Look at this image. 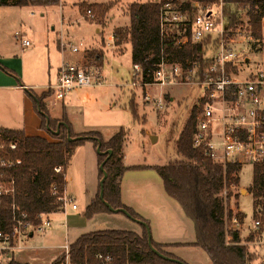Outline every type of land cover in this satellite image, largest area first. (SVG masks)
Returning a JSON list of instances; mask_svg holds the SVG:
<instances>
[{"label":"trees","instance_id":"trees-1","mask_svg":"<svg viewBox=\"0 0 264 264\" xmlns=\"http://www.w3.org/2000/svg\"><path fill=\"white\" fill-rule=\"evenodd\" d=\"M220 0H186L178 4L183 12H188L193 17V5L207 6L216 4ZM224 4L226 27H237L241 14L246 12L250 24L252 36L259 41L262 38L264 21V0H221ZM114 1L106 4H94L80 6L81 13H94L103 25V20L112 9ZM161 2L133 3L129 6L130 27L127 30L118 28L113 32L114 44L121 47L125 43L131 46L132 65H138L142 71V83L153 84V73L160 61L165 59L169 63L180 64L184 71L199 66L200 76L211 65V54L215 50L217 40L209 37L197 44H188L179 48L173 45L172 37L163 43L160 38V8ZM60 0H0V7H31L49 8L58 6ZM242 12V13H241ZM189 32V28H187ZM96 63L102 62L100 53L92 52L87 55ZM49 94L35 97L34 109L41 118V128L46 130L47 118L51 131L47 133L53 139L49 141L43 137L27 136L24 131L0 129V157L16 161L11 169H0L6 181H14V197L5 195L0 198V230L9 232L12 229V210L14 203L21 211L28 214L34 225L40 220L39 216L60 212L61 204L58 196L52 194V188L56 187L60 195L66 187V179L62 174L55 172L57 167L64 171L69 166L73 154L78 146L90 141L105 155H98L100 165L109 156L104 168L108 175L104 184V199L114 209H126L133 218L147 223L140 215L122 204L121 184L123 174L130 168L125 167L122 158V148L127 135L121 130L108 142H105L99 133L91 132L85 135H73L70 125L64 116L62 121L52 120L44 100ZM134 119L136 112L131 107ZM200 107H194L189 119L178 136L176 142L177 153L185 160L169 163L165 166L148 167L154 169L160 177L166 194L176 201L185 216L192 221L195 230V242L184 245L202 249L208 256L211 264H252L253 256L247 252L241 244L239 232L234 228V219L239 215H233L228 207V201L232 198L229 189L237 187L240 183L239 173L241 166L228 164L225 167L214 164L201 150L193 147V137L197 128ZM61 126L59 135H55L59 123ZM69 131V132H68ZM71 138L88 137L87 139L69 142ZM10 142L17 143V148L11 151L8 148ZM4 146V149H1ZM140 169L142 167H131ZM103 173L99 171V180ZM227 190L226 202L220 196ZM254 199V211L260 210L264 221V164L254 168V179L249 192ZM112 214L99 198V192L92 203L87 207L84 216L92 219L98 214ZM148 224V223H147ZM142 235L131 231L105 230L82 235L69 247L68 256L72 264H101L97 255H111L114 264H176L157 257L150 249L148 235L142 226ZM231 238V241H227ZM251 240V239H249ZM153 247L163 255L173 257L165 249L169 245H162L152 240ZM66 256L58 258L53 264H62ZM5 264H24L15 261L10 255Z\"/></svg>","mask_w":264,"mask_h":264},{"label":"rangeland","instance_id":"rangeland-1","mask_svg":"<svg viewBox=\"0 0 264 264\" xmlns=\"http://www.w3.org/2000/svg\"><path fill=\"white\" fill-rule=\"evenodd\" d=\"M79 1L61 0V4L59 3L58 6L45 9L15 7L17 10L14 11H17L20 17L17 22L8 27L5 26L3 19L6 15L5 11L9 10L0 7V32L3 34L6 44L10 48L18 47L14 38L16 31L22 34L26 30L27 34L32 35L27 30L31 26L38 35H40V32L42 33L40 39L42 41L45 40V44H40L37 50L38 54L35 58L37 68L32 64L31 59L27 58L25 60L27 77H31L25 81L27 83L35 79L45 81L44 69L46 66L49 67L48 64L50 62L44 55V48L42 46L47 43L52 46L58 37L77 46L83 45L80 47V52L76 54L82 56V61L79 63L94 66L100 70L101 63H96L93 59L88 58L87 55L92 52L104 55L108 51V60L104 63V68L101 70L103 78L101 85L86 89L85 91L81 90L79 94H82V96L88 95V98L83 97L84 101L73 102L72 105L65 104L64 106L68 109L66 113L70 114L71 121L77 129H83V131L79 130L78 133L98 132L103 135V140H106V138H113V135L118 134L121 130L125 131L127 137L124 143V153L126 155L124 165L130 168L122 177L121 186L125 199L127 201L129 199L138 200L137 203L146 209L151 208L156 210L163 206L166 214H168L166 211L168 208L165 206L161 196L164 199L170 198L166 195L157 172L148 167L165 166L169 163L185 160L178 155L176 142L189 119L192 109L200 107L204 91L197 85L187 83L184 75L182 79L176 77L174 81L165 86L155 85L154 83L145 86L142 83V77L133 78V65L131 62V52L128 51V43H125L120 50L114 49L112 31L119 27L124 30L129 29L130 17L128 8L133 3L177 1L181 4L186 0H85L97 3L114 1L112 9L103 20L104 26L99 25L100 20L96 16H93L94 13L91 16H89L88 12L81 13L80 6L82 4L78 5ZM221 3L222 1L220 0L216 4H210L205 7L201 4H192L194 7L193 14L196 15L200 11H206L208 8H212L218 12L222 11V16L220 17L223 18L226 25L225 6L223 4L221 8ZM30 11L34 13V16H29ZM241 15L237 27L230 29L227 27L228 37L235 40L233 46L242 55L251 60L250 68L257 70L259 66H264V21L262 28L263 36L257 41L251 34L252 31L246 12H243ZM98 29L104 30V33H100L105 38L102 50L94 49L95 45H98L101 41V36L97 33ZM29 41L32 43L31 40ZM103 48H106V51ZM67 50L69 53L70 49ZM113 55L117 56L113 57ZM34 67L37 71H34ZM55 68V64H53L51 69L54 70ZM48 70L50 71V68ZM167 72H172L170 64L167 67ZM3 73L6 74L5 71ZM56 73L55 70L54 73L52 72V82L54 84ZM193 73H195V69L192 70ZM41 84L39 81L38 85ZM42 91L44 90L41 88L36 89L30 92V96L34 98L35 93L37 97H40L38 95ZM13 98L21 103L20 96L9 93V91H4L2 95L3 102H0V119L6 122L7 117L11 116L8 103L11 104V101L14 100ZM47 99H49L47 103L55 105L54 112L58 111L57 114H60L63 111L62 102L55 101L51 95ZM66 99L63 103L66 102ZM159 99L163 101L162 109H159L155 102ZM130 106L134 108L137 119H134ZM37 116L41 120L38 114ZM11 117H14V115ZM7 123L10 126H16L11 125L12 123ZM38 131L48 138L49 141H53L47 133V128L46 130L40 128ZM84 144L91 146L92 142L87 141ZM70 165H72L71 169L74 172V182L70 183L68 189L78 195L76 200L78 210L74 211L68 207L66 209V216L60 211L51 214L48 218H44V220L50 221L51 227L42 232H34V237L29 239L26 244L28 250L19 252L16 255V259L19 262L35 258L33 264H50L54 256L53 246L58 244L64 248V246L66 247L68 244L74 243L77 232L73 228L78 227L81 229L78 234L93 230L91 227L84 226L75 221L77 217H81L80 219H82L86 212V191H91L95 184L97 186L89 152L84 148H81L78 152L76 151V154H74L70 161ZM131 167L142 168L133 169ZM241 167L239 173L240 183L237 187L229 189L230 193H232V198L227 204L229 209L233 211L234 217L239 215L238 219L242 220L240 224H234V228L239 232L241 244L253 256L254 260L252 264H264V221L259 213L260 210L254 211V199L249 193L254 179V167L251 164H245ZM137 189L141 190L138 199H136L135 193ZM226 195L227 190L220 194L225 202ZM107 215H109L107 216L110 217L109 219L102 218L103 220H99L100 222L96 224V227L92 228L141 231L140 235H142V226L125 215ZM161 217L163 218V216ZM94 221L89 223L92 224ZM257 221L260 222V226L255 227ZM60 225L67 226L68 230L60 228ZM149 228L151 231L150 225ZM187 240L194 241V236ZM165 251L186 264H211L207 254L200 248L178 246V248L165 249ZM27 253H30L31 257Z\"/></svg>","mask_w":264,"mask_h":264},{"label":"built area","instance_id":"built-area-1","mask_svg":"<svg viewBox=\"0 0 264 264\" xmlns=\"http://www.w3.org/2000/svg\"><path fill=\"white\" fill-rule=\"evenodd\" d=\"M195 5H198L197 3ZM223 2L221 3L222 8ZM194 8V7H193ZM212 8L200 11L191 18L188 12H183L180 6L173 1L162 4L160 8V38L163 43L172 37L173 45L179 48L188 44H197L209 37L217 40L215 50L211 54V65L200 76L199 66L184 71L180 64L169 63L162 59L153 73L154 84L165 86L176 77L183 78L187 83L201 87L204 95L200 101L197 128L193 137V147L201 150L214 164L225 167L228 164L243 166L251 164L254 168L264 164V66L257 70L250 68L251 60L242 55L233 45L235 40L228 37V29L221 15ZM91 16V12H88ZM189 28V32H187ZM17 39H20L17 35ZM23 49L30 47L28 40L21 39ZM72 42L61 41L62 49H70L74 54L80 52V47ZM172 72H167L168 65ZM195 73L192 74V70ZM140 66H133V78L142 77ZM102 72L94 66L83 63H64L58 73L56 83L46 88L55 101L63 102L66 97L80 89H89L100 86ZM147 86V85H145ZM159 109L163 107L162 99L156 100ZM8 148L16 150L17 143L10 142ZM4 149V146H1ZM19 160L12 161L0 157V169H11ZM55 172L65 176L62 167ZM66 179V178H65ZM52 194L58 196L61 210H78L66 190L58 193L52 188ZM14 181H6L4 174H0V198L8 195L14 197ZM12 210V229L9 232L0 230V264H5L9 256H14L18 250L25 249V242L34 235L35 231L42 232L51 227L48 215L39 216L40 222L34 225L27 213L21 211L14 203ZM233 223L238 225L234 219ZM260 222L255 223V227ZM231 241V238H227ZM69 246L66 247L65 261L62 264H72L69 256ZM15 258V257H14ZM101 264H114V258L107 255H97Z\"/></svg>","mask_w":264,"mask_h":264},{"label":"crops","instance_id":"crops-1","mask_svg":"<svg viewBox=\"0 0 264 264\" xmlns=\"http://www.w3.org/2000/svg\"><path fill=\"white\" fill-rule=\"evenodd\" d=\"M83 3L106 4V3H97V2L80 0L78 2V5L83 4ZM60 4H61V0H60ZM4 8L9 10V11H5L6 15L4 16V19H3L5 26L8 27L9 25L17 22L20 15H18L17 11H14V10H17L15 7H4ZM43 9H45V8H43ZM29 16H31V17L34 16V13L30 11ZM23 25H24V21H23ZM20 27H22V25H20ZM119 28H121V27H119ZM116 29H118V28H116ZM27 30H29V32L32 35L27 34L26 30H24L22 32V34L18 33V31L15 32L14 38L17 42L18 47H11V48L9 47L8 44H6V41L4 39L3 34L0 32V102H3L2 95L4 94V91H9V93L18 95L21 98L20 99L21 103L17 102V100L15 98H13L14 100H12V101L10 100L11 104L8 103V106L10 107V108L8 107L9 112L11 113V116L14 115V117H11L9 115L7 117V122L12 123L11 125H16V126H10V125H8V123L5 120L0 119V129L19 130V131H24L27 136H32V137L36 136V137L46 138L45 136H43L38 131L41 128V120L37 116V114H36L37 112L34 109V101L33 100L35 98L30 96V92H33L34 90L41 88L44 91H42V93L39 94L38 96H41L43 94H47L46 88L48 86H52L54 84L52 82V72L54 73V70H55V72H57L56 77H55V83H56L60 67L64 63H79L80 61H82V56L81 55L78 56L76 54H73L70 51L68 53L67 49H65V50L62 49L61 41L64 39L63 38L59 39V37H58L56 39V42H54L52 44V46H50L48 43L46 45L42 46V48H44V55L46 56V58L50 62V64H48L49 67L46 66L44 69L45 70V74H44L45 81L35 79L32 82L27 83L25 81H27V79H29L31 77H27L25 60L27 58L31 59L32 64L37 68V61L35 59L37 54H38L37 50H38L40 44L41 45H42V43L45 44V40L42 41V39H40V37L42 35L41 32H40V35H38L37 32L32 29L31 26ZM102 32L104 33V30H101V29L97 30L98 34H100ZM113 32L114 31H112V36H113ZM17 35H19L20 39H17ZM100 36H101V41L99 42V44L95 45V47L93 46L94 49H96V50H102V44H103V41H105V38L103 37V35L100 34ZM21 39L22 40H24V39L25 40H28V39L31 40L32 43H31L30 47H28L27 49H23L22 45H21ZM113 43H114V39H113ZM121 47H116L114 44V49L120 50ZM103 49L106 51V48H103ZM128 51L131 52V46L129 43H128ZM115 56H117V55H113V57H115ZM102 57L103 58H102V62H101V70L104 68V66H103L104 63L108 60V51H106L105 54L102 55ZM51 63H52V65L55 64L56 68L54 70L51 69V67H52ZM35 67H34V71H37ZM49 68H50V71L48 70ZM4 71L6 72V74L3 73ZM37 81L38 82L40 81L42 84L38 85ZM23 87L27 88V90L24 89ZM81 90L85 91L86 89H80L78 91H75L72 94H70L68 97H66L67 99L65 98L66 102L63 103L65 100L62 102L63 111L60 114H57L58 111L54 112V110H55L54 106L55 105H53L49 102L47 103V101L49 99L44 100V103L47 106V110H48L50 118L52 120H55V121H62L64 119V116H66V119L70 125L72 133L75 135H83V134L92 132L91 131V132H85V133H78L79 130L83 131V129H77L75 127V124L71 121L70 114L66 113V112H68V109L66 108V106H64L65 104H71L72 105L73 102L84 101V98H88V95L82 96V94H79V92ZM36 96L37 95L34 93V97H36ZM12 104H14L15 106ZM65 113H66V115H65ZM96 133H98V132H96ZM99 134L104 139L103 135L101 133H99ZM113 136H115V135H113ZM46 139H48V138H46ZM110 139L106 138V140H104V141L108 142ZM81 148H84L85 150H87V152H89V157L91 158V165H93V167L95 168V170L93 168L95 183L97 182V186L95 184L91 191H89V190L86 191V199H87L86 206L88 207L92 203V201L95 199V197L97 196V194L99 192L100 180H99V174H98V171H99L98 155L96 153V149L94 148L93 143L91 144V146H87L86 144L78 146L76 148L74 154H76V151L78 152V150H80ZM74 154H73V156H74ZM125 157H126V155L124 153V145H123V148H122L123 163H124ZM71 168H72V165L69 164V166L65 170V176H66L65 177L66 178L65 190H66V193L70 197L73 198L74 203L76 204V200H77L78 195H76V193H74L68 189V186L70 185V183L72 184L74 182V172L72 171ZM151 186H154V185H151ZM162 186H163V183H162ZM147 188H149V187H147ZM140 192H141L140 189H137L135 191L136 199H138L140 197ZM160 194H162V193H160ZM161 198L163 199L165 206L168 208V209H166L168 214H166L165 208L163 206L160 209L153 210L151 208L146 209L142 205H139L137 203L138 200H134V199L130 200L129 199L127 201L123 195V188L121 186L122 204L125 205L126 207L130 208L131 210H133L135 213H137L144 220L147 221L148 225L151 226V234H152V239L154 242H156L158 244H162V245H169L170 248H168V249L178 248V246H184L187 244L194 243L195 242V230H194V225H193L192 221L189 220L185 216V214H184L183 210L181 209V207L179 206V204L177 202H175L173 199H172L173 200L172 201V200H170L171 199L170 197H169L170 199H164L162 196H161ZM136 203L138 204V206ZM66 214H65V216H66ZM107 214L108 213L98 214V215L94 216L92 219H87L84 215H83L82 219H80L81 217H79V218L77 217V220H75L76 223L83 224L84 226H87V227H91V229H93V230H90L87 233H79L78 234L79 230H81V229H79L78 227L73 228V230H75V232H77L75 241L78 238H80L82 235L89 234L92 232L114 230V229L92 228V227H96V224H98L100 222L99 220L109 219L110 217H107V216H109ZM161 216H163V218ZM173 216H174V218H173ZM92 221H94V223L90 224L89 222H92ZM59 227L65 228L68 230L67 226H64V225H60ZM116 230H121V229H116ZM192 230H193V232H192ZM123 231H129V230H123ZM131 232H134V233L139 234V235L141 234V231H131ZM66 234H67V231H66ZM193 236H194V241L187 240ZM33 237H34V235H30V239ZM27 243H28V241L25 242V249L18 250L14 253L15 261H17L18 263H20L21 261L19 262L16 259V255L19 252L28 250V248L26 247ZM71 244H73V243L68 244V246H70ZM66 247L64 246V248H63V246L58 245V244L52 247L54 250V256L51 259L50 264H53L58 258H60L61 256L64 255V253L66 251ZM29 254L30 253H27V255H29ZM29 257H31V256L29 255ZM33 261H35V258H29L28 260H24L21 263L33 264L34 263Z\"/></svg>","mask_w":264,"mask_h":264},{"label":"water","instance_id":"water-1","mask_svg":"<svg viewBox=\"0 0 264 264\" xmlns=\"http://www.w3.org/2000/svg\"><path fill=\"white\" fill-rule=\"evenodd\" d=\"M24 89L27 90V88L23 87ZM35 98V97H34ZM61 126H65V123H59L58 126H57V129L56 131H53V133L55 135H59L60 133V130H61ZM46 128L48 131H51L50 127H49V119L47 118V124H46ZM69 132V131H68ZM88 137H77V138H71V136H68V140L69 142H75V141H78V140H82V139H87ZM97 154L98 155H105L106 153H102L101 150H100V144L97 148ZM108 154L109 156L107 157V159L100 165V171L103 173V178L101 179L100 181V185H99V198L100 200L105 204V206L109 209V211L112 213V214H123L125 215L127 218L137 222L139 225L145 227L146 231H147V235H148V244H149V247L151 249V251L157 256L159 257L160 259L162 260H165V261H168V262H171V263H176V264H186L178 259H174V258H170V257H167L165 255H163L162 253H160L158 250H156L153 245H152V234H151V231H150V228H149V225L143 221H140V220H137L135 218L132 217V215L126 210V209H114L112 208L104 199V184H105V181L108 177L106 171H105V164L107 162V160L110 158V156L112 155V151H108Z\"/></svg>","mask_w":264,"mask_h":264}]
</instances>
